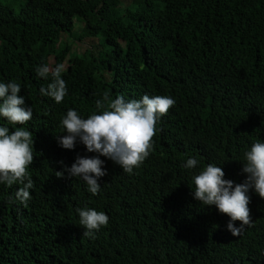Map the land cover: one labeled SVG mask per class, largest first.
Here are the masks:
<instances>
[{"label":"trees","instance_id":"1","mask_svg":"<svg viewBox=\"0 0 264 264\" xmlns=\"http://www.w3.org/2000/svg\"><path fill=\"white\" fill-rule=\"evenodd\" d=\"M20 1L18 12L0 2V82L21 84L33 110L23 127L40 155L28 170L27 207L15 199L22 185L0 184V264H264V199L249 191L252 223L233 236L229 217L192 195V177L208 163L243 183L244 153L264 141V0H157L159 10L151 0L125 10L120 0ZM74 21L79 40L97 41L82 54L64 40ZM59 64L67 95L57 104L39 92L51 74L36 68ZM105 93L170 96L175 105L133 174L100 157L107 174L93 196L79 177L55 172L96 154L57 141L67 110L86 119ZM0 126L17 127L4 118ZM189 157L196 168L183 166ZM82 207L109 217L94 238L82 236Z\"/></svg>","mask_w":264,"mask_h":264},{"label":"clouds","instance_id":"2","mask_svg":"<svg viewBox=\"0 0 264 264\" xmlns=\"http://www.w3.org/2000/svg\"><path fill=\"white\" fill-rule=\"evenodd\" d=\"M64 70L63 64L36 68L39 77L48 79L51 74V82L39 89L41 96L52 98L57 104L64 100L67 95V84L61 76ZM21 90V84L16 81L0 82V118L6 119L9 125L17 126L12 131L8 126H0V184L7 187L22 185L16 191L15 199L27 207L34 188L28 170L34 157L40 154L34 151L33 133L23 127L32 119L33 110L26 105L25 97L18 95ZM174 105L175 100L170 96L144 95L139 100H126L123 95L113 99L105 93L95 101L96 111L86 119L69 108L60 121L66 135L59 136V146L74 150L80 143L88 153L96 155H77L70 167L63 166L61 171L55 172V176L62 179L67 173L69 178L79 177L86 183L88 192L98 195L101 191L98 181L107 174L100 157L111 160L123 172L133 174V170L143 164L153 149L158 122ZM244 160L241 171L246 174V179L240 184L224 179L223 168L214 163H208L192 177L195 186L193 199L205 207L215 206L220 214L228 216L226 227L233 236L239 235L245 226L252 223L248 207L249 191L254 190L264 199V141L253 142L244 153ZM198 164L195 157H189L183 166L194 169ZM75 211L83 237L94 238L95 233L109 222L106 213L94 208L82 207ZM236 222H239V227Z\"/></svg>","mask_w":264,"mask_h":264},{"label":"rangeland","instance_id":"3","mask_svg":"<svg viewBox=\"0 0 264 264\" xmlns=\"http://www.w3.org/2000/svg\"><path fill=\"white\" fill-rule=\"evenodd\" d=\"M121 1V9L125 10L129 6H131L136 0H120ZM0 2L9 8H11L13 11L18 12L20 7L23 6L24 1L20 0H0ZM151 4L153 5L155 10H159L161 8L160 3L157 0H151ZM75 31H74V37L67 38L64 37V40L68 45L71 46V51L77 54H82L85 52L86 49H89L93 45L96 44V40H89L87 38L79 40L77 37H80L82 35L81 25L78 23H75ZM102 47H100L99 50H101ZM66 65V64H65Z\"/></svg>","mask_w":264,"mask_h":264}]
</instances>
